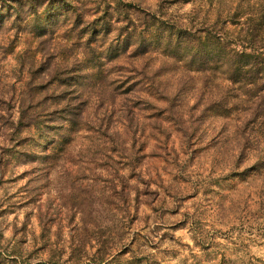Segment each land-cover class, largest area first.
<instances>
[{"label":"rangeland","instance_id":"374dc122","mask_svg":"<svg viewBox=\"0 0 264 264\" xmlns=\"http://www.w3.org/2000/svg\"><path fill=\"white\" fill-rule=\"evenodd\" d=\"M201 1L27 0L28 13L39 10L41 23L30 15L6 24L0 33L2 264H98L106 255L105 264H264V177L231 179L245 167L236 169L239 148L229 144L224 122L192 126L186 138L178 132L183 122L191 124L198 101L182 76L170 84L159 79L141 106L122 93L125 87L90 84L96 58L105 56L87 36L102 21L115 27L124 17L120 2L190 23L212 8ZM11 2L0 0V12ZM161 57L149 54L135 66L147 63L152 78ZM37 114L47 117L29 126ZM153 114L158 117H146ZM49 128L54 142L46 146L45 138L36 151L32 137L40 140ZM123 189L139 203L122 205Z\"/></svg>","mask_w":264,"mask_h":264},{"label":"trees","instance_id":"16d2710c","mask_svg":"<svg viewBox=\"0 0 264 264\" xmlns=\"http://www.w3.org/2000/svg\"><path fill=\"white\" fill-rule=\"evenodd\" d=\"M11 1L9 8L5 4L4 10L0 12V33L6 30V24L11 21H13L11 25L24 23L30 15L33 16L34 24L41 23L39 10L34 8L33 12L28 13L27 0L24 4L21 2L23 0ZM213 1L215 2L212 4ZM28 2L30 3V0ZM202 2L211 4L212 8L206 11L204 18L196 15L190 23L184 22V19H174L120 2L117 7L121 9L124 17L117 18L115 27L102 21L101 28H92L90 36H87V42L100 43L98 47L105 56L103 58L99 55L96 58L99 59L98 67L92 73L96 78L90 79V84L100 89L125 87L122 93L135 96L137 105L141 106L143 104L141 97L145 94L153 96L160 83L159 79L165 77L167 84H170L176 76H182L189 94L197 96L198 101L193 107L191 124L183 122L181 127L184 130L179 129L178 132L186 138V133L191 131L192 126L214 120L224 122L226 124L224 133L229 138V144L239 148L236 169L239 171L245 167L231 179L237 178L239 182H244L249 178H262L264 0H202ZM131 12H135L137 17L130 18ZM110 33H115L111 39ZM154 53L162 57L157 72L151 78L145 74L148 64L145 63L146 67L141 69L135 66V62ZM105 65L107 70L104 69ZM111 76L114 77L111 79ZM66 85L71 84L66 82ZM46 117L43 115L44 119ZM146 117L158 116L153 114ZM29 118L31 127L38 126L44 120L38 114ZM51 130L52 128H49L47 132L44 131L48 135L43 134L40 140L39 137H32L36 151L39 150V144L43 139V142L48 139L46 146L54 142L57 134H50ZM196 131L198 129L194 130L192 136ZM215 184L219 188L223 187L220 181H216ZM124 190L119 198L122 199V205H131L133 201L139 203V197L131 199ZM117 196L112 195V199ZM170 198L174 199L175 196L170 195ZM107 258V255L99 256L98 264H105ZM4 259L0 254V264Z\"/></svg>","mask_w":264,"mask_h":264}]
</instances>
